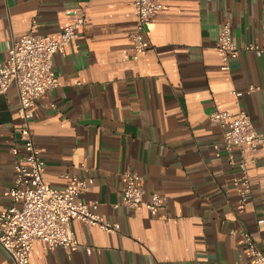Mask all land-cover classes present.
I'll list each match as a JSON object with an SVG mask.
<instances>
[{"label":"crops","instance_id":"0c3cea01","mask_svg":"<svg viewBox=\"0 0 264 264\" xmlns=\"http://www.w3.org/2000/svg\"><path fill=\"white\" fill-rule=\"evenodd\" d=\"M84 1L0 0V68L15 40L33 30L59 32ZM134 1L91 0L76 45L54 56L59 86L37 100L30 124L44 179L61 191L65 174L91 179L76 201L120 230L74 221L76 245L36 242L30 264H251L241 233L264 251V144L250 163L252 190L242 203L234 184L241 155L235 150L230 162L210 114L244 111L264 132V0H159L164 7L138 59L130 43ZM225 23L240 49L228 70L217 50ZM251 43L262 56L244 50ZM19 107L13 84L0 94V214L12 205L14 164L24 157L10 151ZM128 172L139 177L146 199L161 195L162 210L122 205ZM7 259L0 247V262Z\"/></svg>","mask_w":264,"mask_h":264},{"label":"built area","instance_id":"2783aa9c","mask_svg":"<svg viewBox=\"0 0 264 264\" xmlns=\"http://www.w3.org/2000/svg\"><path fill=\"white\" fill-rule=\"evenodd\" d=\"M90 3L91 0H86L70 11L68 22L57 33L41 34L33 30L15 40L5 65L0 68V94L15 84L20 102L22 122L17 129L19 137L11 142L10 151L15 157L24 153V157L16 159L14 164L17 179L10 193L12 205L0 214V247L8 255V259L0 264H30V253L36 242L52 248L73 247L77 244L72 227L74 221L99 227L108 233L120 230L119 224L102 220L92 205L76 201V197L93 182L91 179L65 174L68 185L64 191L52 187L44 179L45 161L34 143L30 126L37 100L59 86L53 70L54 56L58 52L66 55L76 45L79 32L89 17ZM163 7L159 0L134 1L137 24L130 34L134 59L146 50V30ZM217 50L222 58V68L228 70L231 59L240 52L233 41L230 23H225L221 29ZM244 50L254 51L257 56L263 53L260 45L254 43L246 45ZM260 88L253 86L252 90ZM210 119L223 129L222 146L229 154L230 162H236L235 150L241 155L238 161L240 175L234 184L241 202L246 203L252 190L250 163L254 161L258 147L264 144V132L256 130L251 117L244 111L233 117L229 112L217 110L210 114ZM220 148L218 144L214 146L218 156ZM138 181L137 175L125 174L122 205L135 209L144 204L149 211L162 210L165 204L161 195L155 193L146 199ZM261 222L264 223V217ZM241 241L251 264H264V251L249 232L241 233Z\"/></svg>","mask_w":264,"mask_h":264}]
</instances>
